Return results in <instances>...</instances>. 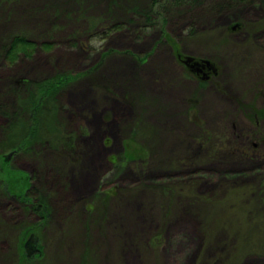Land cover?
<instances>
[{
  "label": "rangeland",
  "instance_id": "rangeland-1",
  "mask_svg": "<svg viewBox=\"0 0 264 264\" xmlns=\"http://www.w3.org/2000/svg\"><path fill=\"white\" fill-rule=\"evenodd\" d=\"M209 9L0 0V104L71 76L57 99L69 146L0 153V181L30 186L49 210L43 220L0 186V264H264V0ZM16 37L35 50L11 62L2 49ZM175 49L209 61L210 82ZM130 142L141 156L126 161ZM32 229L42 254L25 262Z\"/></svg>",
  "mask_w": 264,
  "mask_h": 264
},
{
  "label": "trees",
  "instance_id": "trees-1",
  "mask_svg": "<svg viewBox=\"0 0 264 264\" xmlns=\"http://www.w3.org/2000/svg\"><path fill=\"white\" fill-rule=\"evenodd\" d=\"M169 1L173 4L175 3L177 7L187 8L188 11L185 12H187V14L189 12V14L192 15L194 11L198 9L202 10L205 4L206 6L209 5V10L218 11L229 7L230 4L239 0ZM210 1L211 3L209 4ZM240 1L254 2L255 0ZM149 18L150 17L147 15V22H150ZM100 23H98V25H92V28L90 27L91 30L97 29L102 32L108 30V27H103ZM90 28L88 27L85 32L87 33V30ZM75 32L76 33H72L71 35L73 39H75V35L77 36L78 34L77 31ZM34 50L35 45L33 42L23 37H16L10 42L8 47L2 49V54L5 59L12 62L19 59L20 56L29 57ZM175 51L176 57H180L181 55L177 53V49H175ZM213 68L215 69L214 66ZM70 79L71 76L69 74L63 73L35 86L22 84L19 87L11 89L16 100L14 107L11 111H8L7 108L0 104V117L6 120V125L0 128V153L10 152L19 155H29L33 147L37 144L51 145V147L55 149H62L69 146L66 137H58V134L61 132L59 130V125L61 126V123H59L60 108L57 106V99ZM262 115H264V110ZM129 152L132 154L130 155ZM140 154V149L134 147L131 142L126 144V153L124 154V159L126 161L138 159L141 156ZM10 181L11 182L0 181L2 192L5 195L13 193V195L20 197L23 201L28 203L32 202L31 205L27 207L28 212L38 215L43 220L46 219L49 214L46 198L40 196L35 191L29 190L30 186L19 184L17 179L11 178ZM21 191L23 194L22 196L19 195ZM19 251L21 259L25 262L33 261L41 256L42 249L39 244L38 236L33 229L23 233L19 241Z\"/></svg>",
  "mask_w": 264,
  "mask_h": 264
},
{
  "label": "flooded vegetation",
  "instance_id": "flooded-vegetation-1",
  "mask_svg": "<svg viewBox=\"0 0 264 264\" xmlns=\"http://www.w3.org/2000/svg\"><path fill=\"white\" fill-rule=\"evenodd\" d=\"M237 27H232V30L236 29ZM179 61L184 65L185 70L188 71L189 74H191L193 77H195V80L199 83V84H203V83H207L210 82L211 78L214 77L213 75L216 73V70L213 68V66L211 67V69H206L204 68L202 70V72H196V68H190L187 65H185L183 63L185 57L180 56L178 57ZM193 62H196V59H193ZM192 62V63H193ZM201 62V61H199ZM191 65V64H190ZM189 65V66H190Z\"/></svg>",
  "mask_w": 264,
  "mask_h": 264
},
{
  "label": "water",
  "instance_id": "water-1",
  "mask_svg": "<svg viewBox=\"0 0 264 264\" xmlns=\"http://www.w3.org/2000/svg\"><path fill=\"white\" fill-rule=\"evenodd\" d=\"M193 61H194L193 58L185 57L183 63L190 68H196V72H202L204 68L209 70L213 66L209 61H201V62H193ZM11 155L12 153H9L8 157Z\"/></svg>",
  "mask_w": 264,
  "mask_h": 264
},
{
  "label": "bare ground",
  "instance_id": "bare-ground-1",
  "mask_svg": "<svg viewBox=\"0 0 264 264\" xmlns=\"http://www.w3.org/2000/svg\"><path fill=\"white\" fill-rule=\"evenodd\" d=\"M9 29H10V28L7 27L4 31H8ZM142 196H143V194H142ZM145 197H146V195H145Z\"/></svg>",
  "mask_w": 264,
  "mask_h": 264
}]
</instances>
